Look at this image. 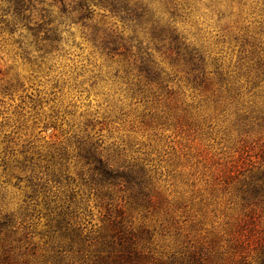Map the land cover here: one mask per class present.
Returning <instances> with one entry per match:
<instances>
[{"label": "rangeland", "instance_id": "374dc122", "mask_svg": "<svg viewBox=\"0 0 264 264\" xmlns=\"http://www.w3.org/2000/svg\"><path fill=\"white\" fill-rule=\"evenodd\" d=\"M8 1L0 264H264V0Z\"/></svg>", "mask_w": 264, "mask_h": 264}, {"label": "trees", "instance_id": "16d2710c", "mask_svg": "<svg viewBox=\"0 0 264 264\" xmlns=\"http://www.w3.org/2000/svg\"><path fill=\"white\" fill-rule=\"evenodd\" d=\"M8 2L15 6L17 14L20 15L23 13L25 0H9ZM118 236V245L113 241L101 243L103 246H106V248H102L101 251L98 252L92 264H135L136 261H139L138 259L141 258L142 255L137 252V247H135L136 234L127 232ZM136 264H139V262Z\"/></svg>", "mask_w": 264, "mask_h": 264}]
</instances>
